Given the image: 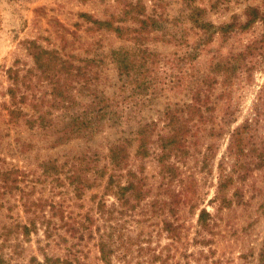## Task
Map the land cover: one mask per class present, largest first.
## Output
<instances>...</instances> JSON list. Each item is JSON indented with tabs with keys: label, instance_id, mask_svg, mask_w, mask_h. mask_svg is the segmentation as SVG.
Listing matches in <instances>:
<instances>
[{
	"label": "rangeland",
	"instance_id": "obj_1",
	"mask_svg": "<svg viewBox=\"0 0 264 264\" xmlns=\"http://www.w3.org/2000/svg\"><path fill=\"white\" fill-rule=\"evenodd\" d=\"M252 9L264 15V0H0V264H106L98 243L107 232L114 264H260L264 21H247ZM94 20L122 27V36ZM30 40L100 73L74 90L77 100L103 90L124 109L122 122L59 141L66 110L36 75L22 87L26 115L11 119L6 69L34 67ZM137 44L149 50L143 69L156 83L147 95L123 85L112 55ZM171 115L183 133L163 155ZM141 123L149 125L147 153ZM121 137L129 141L120 181L135 173L143 187L125 205L106 191L109 147ZM223 172L234 178L220 193Z\"/></svg>",
	"mask_w": 264,
	"mask_h": 264
},
{
	"label": "trees",
	"instance_id": "obj_2",
	"mask_svg": "<svg viewBox=\"0 0 264 264\" xmlns=\"http://www.w3.org/2000/svg\"><path fill=\"white\" fill-rule=\"evenodd\" d=\"M247 21H255L257 18L264 21V15H260L256 9H252L247 12ZM94 23H98L101 27L107 29H113L120 36H122V27L115 26L109 20H94ZM247 25V23H246ZM27 49L32 55L34 60V67L28 68L22 73L19 66L8 67L6 73L11 81V85L8 86L6 93L10 96V104H6L9 115L11 119H20L26 115L24 107L28 105V100H30L29 93L22 89L23 86L27 90L32 88V80L36 75L39 80H46L51 84V96L54 100V104L59 106L61 109L66 110L65 114L67 118L63 122L61 129L59 130V141H66L72 137H80L86 135L89 132H96L110 122L113 125L119 124L124 118V109L115 104V100L111 96L105 93L103 90L97 88L92 91L89 96L91 99L86 101V103L80 105L77 100V95L74 90H79L78 87H86L90 84L92 78L100 75L90 76L89 67L79 65L71 61L69 58L64 57L58 49H45L38 45L34 40L28 41ZM145 51H149L147 48H143L141 44H137L132 48H121L114 50L112 52L113 59L118 67V74L123 85L127 87L131 84V90L135 94L147 95L151 86L156 85L152 82V75L147 72V69H143L146 63L150 60L144 55ZM91 61V59H88ZM225 68V67H224ZM222 67V70H225ZM150 76V77H149ZM157 82V81H156ZM78 86H77V84ZM158 86V85H157ZM156 90V86L153 91ZM118 104V103H117ZM78 106L82 107L79 108ZM193 108L196 102L192 100L190 105ZM38 120V116H31L27 121L34 125V122ZM178 118L171 115L170 125H172V133L167 136H161V147L163 155H167L168 152L178 149L179 135H182V125L183 121L178 123ZM148 124L141 123L136 128V134L138 140L140 141V149L142 152H148L147 143L149 139ZM129 141V140H128ZM127 138H120L112 143L109 147V159L111 164V170L109 172L106 191L113 192L117 200H119L123 205L128 204L133 198L134 200H139L141 195H143L142 180L136 176L135 173L126 174V183L120 181V173L126 164L128 158V142ZM241 141L236 143V148L241 149ZM47 165V164H46ZM220 183L218 185L219 192H223L228 184L233 180V174H221ZM106 201L102 200L98 203V209L100 212L105 210ZM210 216L206 209H202L199 214V222L202 224L207 222V218ZM23 229L26 233L29 232L30 227L28 225H23ZM99 248L101 251V256L106 264H114L113 257L116 252L114 234L112 232H107L99 236ZM45 263L40 264H57L56 262H61L63 264L65 261L60 258L51 259L46 257ZM260 264H264V242L259 253ZM71 264V262H70Z\"/></svg>",
	"mask_w": 264,
	"mask_h": 264
}]
</instances>
